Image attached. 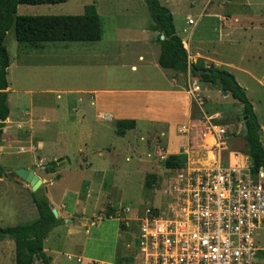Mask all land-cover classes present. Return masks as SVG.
<instances>
[{
    "label": "rangeland",
    "instance_id": "rangeland-1",
    "mask_svg": "<svg viewBox=\"0 0 264 264\" xmlns=\"http://www.w3.org/2000/svg\"><path fill=\"white\" fill-rule=\"evenodd\" d=\"M99 1L102 6L100 10L103 17L104 40H107L111 38L109 35L114 37V24L112 23L114 15L112 8H109L110 0ZM169 1L178 10H184L179 16L176 15L178 19L176 25L178 30H181L186 13L188 12L193 18H196L205 0ZM212 1L223 2V6L220 8L228 9L232 14V19L237 18L235 25L241 28V31H237L232 39L240 38L234 40L233 43L222 45L223 53L231 63L246 70V73L234 71L237 76L236 80L245 88L254 110L264 120V0H234L231 3H228L230 0ZM87 3H92V1L66 0L57 4H19L17 14H81L83 6ZM161 4L165 5V1L161 0ZM149 19L151 20L150 15ZM180 20H182V24ZM216 20L211 16H204L197 27L200 34L207 38L216 36L217 29L213 30L210 25V23H215L217 28ZM250 20H252L251 23H249ZM125 38L128 39V37ZM112 42L115 43L113 38ZM4 43L10 56V63L12 62L7 75L11 90L7 101L11 117L10 121H6L0 141V166L4 173V176H0V227L17 224L7 207L4 210L1 209L15 194L16 189L11 182L22 183L21 181H23L26 183L16 174L10 175L13 174L16 167L29 165V169L44 176L46 173L44 167L47 163L53 161L60 154L75 158L77 147L84 142L88 146L86 154L95 157L97 155L89 150V148H93V143L107 145L120 141V138L108 127H103V135L99 134V130L93 129L96 135L86 136L83 131L85 127H89L87 124L89 121L78 123L76 120L84 105L74 102L77 96L85 99L86 95L62 91L68 89L69 85L75 83L76 80L87 86H100L104 83L98 68H94L91 73L80 72L79 76H76V69L79 66L75 63L74 58L69 56V53L80 45L97 47L96 42H41L37 47H34L16 41L12 26L6 34ZM120 43L124 44L123 41ZM127 46L128 50L136 49L131 43ZM82 75L84 79H81ZM124 82L128 83L126 80ZM129 83H136V81L130 80ZM47 86L56 87L60 93L59 97H56V92L44 91ZM210 99L211 104H215L214 106L208 104L209 101L206 98H203L204 103L202 104V110L208 114H212L217 108L227 110L231 106L240 105L230 95L220 98L216 93H213ZM220 100L221 106L220 103H217ZM26 108L35 114L32 131L25 120L28 115L25 111ZM193 110L194 114L201 113V109L195 104ZM242 117L241 109L234 113H230L228 110L226 115L218 119L217 122L230 124L228 129L231 132L228 131V136L231 137V146L243 153L245 146ZM92 124L100 126L96 122H92ZM154 125L155 128L142 127L146 133H154L162 129L161 124L154 123ZM192 128L194 135L198 129L200 130L199 127ZM10 133L12 136L9 135ZM232 136L237 138H232ZM129 137L135 144V150H120L118 155L111 159L107 156L102 160L94 159L92 169L105 170L107 174L105 173L103 178L96 176L98 173H93L90 168L86 169L84 165L82 168L78 167V161L73 159H70V167H61L60 180L55 182L51 189L52 196L63 195L68 210H74L76 207H83V210L72 212V215L68 216V221L71 219L73 223L70 222L57 229L53 227L44 239L46 247L44 252L46 251L47 256H52V258L56 256L50 264H136L138 252L136 240L140 219L147 208L159 207L163 209L165 207V191L171 175L169 169L164 165V159L161 158V155L165 156L166 153L161 138L156 140L151 137L148 141H141L135 135L134 139L132 136ZM36 138L42 143L39 150L46 163L28 164V161L36 155L32 149H28V146H32V140H36ZM145 138L148 139V137ZM260 139L264 146V130L260 132ZM153 141L156 145L155 148L160 149L161 152L153 151ZM116 152L114 153L116 154ZM61 162L59 164H62ZM109 164H113V166ZM26 185L29 200L32 201L30 186L28 183ZM16 191L18 192V190ZM68 229L71 231L68 232ZM8 240L14 247L11 239L0 241V264H11L8 248H1V245L6 244L5 241ZM255 241L261 248L260 257L264 262V222L260 224L255 233ZM77 257L81 258V262L77 261ZM34 264H42V262L38 259Z\"/></svg>",
    "mask_w": 264,
    "mask_h": 264
},
{
    "label": "crops",
    "instance_id": "crops-1",
    "mask_svg": "<svg viewBox=\"0 0 264 264\" xmlns=\"http://www.w3.org/2000/svg\"><path fill=\"white\" fill-rule=\"evenodd\" d=\"M91 1L95 4L96 10L100 15L102 37L97 41H70L96 42L98 46L90 47L89 45H80L79 47L73 49V51L69 53V56L73 57L75 63L79 66V68L76 69V76H79L80 72L91 73L94 68H98L101 72V79L102 81L104 80V83L100 86H87L84 85L83 82L80 84L76 80L75 83L69 85L68 89H64L62 91H68L72 94L75 93L86 95L85 99L83 97L77 96L74 101L76 102V104L78 103L80 105H84V107L80 109L76 120L78 123L89 121L87 122L89 127H85L83 131L86 136L92 137L96 135V132H94L93 129L99 130V134L103 135V127H108L116 136L120 138V141L116 142V144L111 143L107 145L93 143V148H89V150L93 151V153L97 155L95 157L86 154V148L88 146L87 143L84 142L82 145H79L77 147V154L75 155V158H71L66 154H60L59 156L55 157L53 161H57L58 166L56 167L54 172H46L44 176H40L35 172L42 179L43 186L45 188V195L47 196L50 204L58 211V217H61L63 219V222L55 226L54 229H57L60 226H65L70 222L73 223L71 219L68 221V216H71L72 212H79L80 210H83V207H76L74 208V210H68L63 195L52 196V186L55 184V182L59 181L61 177L60 169L61 167H70V159L78 161V167L82 168V165H84L86 169L90 168L93 173H98V175L96 174V176H101L103 178L104 174L106 173L105 170L92 169V167L94 166V159L98 158L102 160V158H105L106 156L107 158L111 159V157H116L118 155L117 153L120 150H135V144L129 137L132 136L134 139L135 135L141 141H148L151 137L156 140L161 138V141L165 147L164 152H166L165 156L161 155V158H163L164 160L169 154L181 153L185 155V161H192L199 158V155L203 153V148L208 144L205 141L206 139L202 138L200 135V133L205 129L206 124L209 122L220 124L225 126L227 130L231 132L228 129L230 124H222L217 122V120L226 115L228 110H230V113H234L236 111H239L240 109L242 110V105L239 102H236L240 105H234L233 107L231 106V108L227 110L217 108L212 112V114L206 113L204 110H202V105H199L191 97L189 92L190 86H194L195 84L198 85L199 95L201 97L203 96L202 98L208 99V104L213 106L215 104H211L210 101L213 93H216L220 98L227 97L228 95H230V93L226 92L225 94H223L217 86L200 81V79L196 77L195 72L194 74L191 73V69H189L186 74H180L175 73L172 70L163 69L160 67V65L158 64L160 48L159 43L156 40L158 32L151 28L153 20L152 18L151 20L149 19L150 13L144 0H110L108 2L109 8H112V12L114 15L112 17V23L114 24V37L112 35H109L111 36V38L107 40H104L103 35V17L100 10V8H102V6L100 5V1ZM164 1L166 7L169 9L173 16L175 30L181 38L183 46L187 50L189 63L194 64L196 66V69L206 68L210 64H213L220 68L225 67L224 69L228 68V71L233 73L236 79V71L246 73L245 69L227 60V57L223 53L222 45L233 43L234 40L240 38L236 37V39H232L233 35L237 31H241V28L235 25V23L237 22V18L232 19V14L228 9L220 8V6H223V2L219 3V1L213 2L212 0H205L197 14V17L193 18L187 12L186 16L183 18L184 25L181 26V30H178V27L176 25V20L178 19L176 18V15L179 16L184 10H178V8L175 7V5L169 0ZM159 2L161 3V0H159ZM231 2H234V0H230L228 3ZM238 4L240 5V3ZM215 5H217V7H215ZM204 16H211L212 18L217 19V28L215 26V23H210L213 30L217 29V35L213 36L212 38H207L204 35H201L199 30L197 29L200 21L204 18ZM189 19H192L193 22L189 23ZM180 21L182 24V20ZM251 21L252 20H250L249 23H251ZM243 29L246 30V28ZM125 37H128V39ZM112 38L114 39L115 43L112 42ZM121 41H123L124 44H121ZM127 41L131 43L132 46L136 49L132 51L128 50L127 45L129 43H125ZM65 49L68 48L65 47ZM9 66H12V62L9 63ZM81 79H84L83 75ZM125 80L128 81V83L124 82ZM130 80L136 81V83H129ZM6 90L8 101L9 93L11 91L9 84ZM44 91H48V93L56 92V97H59L60 95V93L58 92L59 90H57L54 86H47L46 88H44ZM217 103H220V106L222 105L221 100ZM194 104L201 109V113L194 114ZM252 107L254 110L253 104ZM25 111L28 113L25 120H27L28 127L30 128V131H32V124L35 119V114L31 113L29 108H26ZM254 112L260 124V132H262V130L264 129V120L260 118V115H258L255 110ZM10 117L11 115H8L5 123L6 121H10ZM207 118L210 119L208 122ZM118 119H133L135 121V127L126 130L124 135H117L115 131V121ZM92 122H96L100 126H93ZM154 123L161 124L162 129L158 132L155 131L154 133H146V130L142 126L155 128ZM184 127L187 128L188 131L180 132V129ZM192 127H199L200 130L198 129V131L194 135L192 133V130H194ZM9 135L12 136L11 133ZM145 137H148V139ZM232 138L237 137L232 136ZM193 139H195V141H193ZM243 140L245 150V139ZM41 145L42 143L40 140H38V138H36V140H32V146L29 145L28 149H32V152H35L36 157L34 156L31 160H29L28 164H34L36 162H38L39 164L46 163L42 157L41 151L39 150V147H41ZM153 145V151L155 150L156 152H161L160 149L155 148L156 145L154 141ZM185 150H188V153H185ZM232 151L242 153V151L231 146L230 137L228 139V148L223 152L224 157L227 156L228 152ZM114 152H116V154ZM58 159L62 161V164H59L60 161ZM248 163L250 164V160L248 161ZM109 165L113 166V164ZM19 167L29 169L30 166H18L16 168ZM21 182L22 183H18L16 181L11 182L13 183L14 188L18 190V192L15 190V194H13V197L4 206L1 207L2 210H4V208L6 207L8 208V211L17 221V224L15 225L29 224L30 222L38 218V211L33 202V199L32 201L29 200V194L26 190L27 182ZM64 219H67V221H64ZM70 231L71 230L68 229V232ZM5 242L6 244L1 245V248H8L10 262L11 264H14L15 244L13 247L10 240ZM44 250H46L45 246ZM50 251L56 252L52 250ZM45 254L47 255L46 251ZM48 257L50 258L51 263V261L55 260L56 256H53V258L52 256ZM68 258H70V255H68ZM77 261L81 262V258L77 257ZM89 262L92 263L91 260H89Z\"/></svg>",
    "mask_w": 264,
    "mask_h": 264
},
{
    "label": "built area",
    "instance_id": "built-area-1",
    "mask_svg": "<svg viewBox=\"0 0 264 264\" xmlns=\"http://www.w3.org/2000/svg\"><path fill=\"white\" fill-rule=\"evenodd\" d=\"M189 92L203 104L198 85ZM200 135L208 144L199 158L169 169L165 207L147 208L140 219L136 264H264L255 241L264 222V171L252 172L246 154L224 157L225 126L209 122Z\"/></svg>",
    "mask_w": 264,
    "mask_h": 264
},
{
    "label": "trees",
    "instance_id": "trees-1",
    "mask_svg": "<svg viewBox=\"0 0 264 264\" xmlns=\"http://www.w3.org/2000/svg\"><path fill=\"white\" fill-rule=\"evenodd\" d=\"M64 1L66 0H0V141L5 120L9 115L6 88L10 58L4 39L10 28L13 26L14 36L18 42L34 47L41 42L97 41L102 37L101 19L94 3L86 4L81 14H17L19 4H57ZM144 2L153 20L151 28L158 32L156 40L160 48L158 56L160 67L180 74H186L191 69V73L194 74L196 66L189 63L187 50L175 30L169 9L159 0H144ZM201 69L204 72L200 81L229 92L231 97L242 105L243 115H248L247 129H244L246 149L243 153L249 157L252 172L264 171V146L260 139V124L245 89L237 82L233 73L224 68L210 64ZM134 127L133 119L115 121V131L120 136ZM184 161L185 155L181 153L169 154L164 160V165L168 169H174L180 167ZM57 166V161H51L44 169L46 172H54ZM14 174L13 172L10 175ZM0 176H4L1 166ZM31 195L38 211V218L29 224L0 227V240L10 238L14 241V264H34L36 259L42 264H50V258L44 252V239L53 227L63 222V219L53 214L45 194L31 193Z\"/></svg>",
    "mask_w": 264,
    "mask_h": 264
},
{
    "label": "water",
    "instance_id": "water-1",
    "mask_svg": "<svg viewBox=\"0 0 264 264\" xmlns=\"http://www.w3.org/2000/svg\"><path fill=\"white\" fill-rule=\"evenodd\" d=\"M196 77L199 79L202 77V73L204 70L201 69H195L194 70ZM223 94H225V91H222ZM247 114L243 115V124H244V129H247ZM264 130V129H263ZM262 130V131H263ZM20 179L24 180L25 182L28 183L30 186V189L32 193L36 195H44L45 194V188L43 186L42 179L35 173L33 169H28V168H16L13 171ZM52 212L53 214L58 217V212L57 210L51 205Z\"/></svg>",
    "mask_w": 264,
    "mask_h": 264
}]
</instances>
